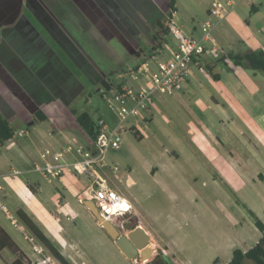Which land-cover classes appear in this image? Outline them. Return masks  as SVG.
Instances as JSON below:
<instances>
[{
	"label": "crops",
	"instance_id": "obj_1",
	"mask_svg": "<svg viewBox=\"0 0 264 264\" xmlns=\"http://www.w3.org/2000/svg\"><path fill=\"white\" fill-rule=\"evenodd\" d=\"M226 1L231 2V9L227 17L211 31V39L214 42L211 39H204L202 31L201 37L198 38L207 49L203 55L212 54L210 48L213 50L217 48L215 34L223 36L224 44L234 46L235 43L241 47V53L238 54L250 51L262 52L264 48V0H225L224 2ZM211 4L207 6V15H209L208 10ZM162 8H168L167 0H0V116L9 122L11 127L14 123L33 126L20 130V135H27L30 130H34V125L39 123L34 115L40 111L46 117V120L42 122H50L56 129L51 136H47V139L44 136L40 137L41 143L48 144L47 148L62 151L69 145L82 147L78 138L86 137L90 144L82 148L92 149L94 140H89L77 125L74 115L76 111L71 105L83 89L77 76L97 78L96 81L101 84L105 82L112 88L124 84L122 81L124 74L117 75L120 81L118 83L104 81L105 76L81 46L77 37L84 28H90L94 31L92 32L100 43V47H103L99 39L101 34L108 36L105 38L107 40L117 36L125 45L126 50L138 60L134 67L127 69L125 73L130 78L131 86L138 88L144 84L145 80L140 74L131 76L130 72L144 62H147L154 70L158 61L168 60L177 48L176 41L169 44L167 40L165 45L158 47L153 40V25L159 20H164L165 17V11ZM66 20L69 21L71 28L66 24ZM140 38L144 40V47L138 45ZM229 54L233 53L228 52L224 56L228 57ZM112 55H117L114 49H112ZM198 61L202 70L197 65L191 66L190 74L186 77L181 91L173 96L168 95L174 101V106L169 105L168 110L176 116V106L183 103V98L187 96L190 101L195 99V105L190 106L189 104L188 110L199 123L203 122L205 117L203 111H216L228 125V130H223L226 133H223L219 139L224 149V155H222L224 159L220 165L225 166L222 168L223 172H226L224 169L229 167L235 173L233 175L238 177L244 168V165L240 164L244 155L254 159L264 153V116L256 115L252 123L246 119V116L253 114V110L244 104L246 98L241 95L244 89L248 90L246 88L248 80L242 74L236 75L235 73H240L238 70L234 73L225 70L220 75L212 74L211 71V78L203 73L201 56ZM214 75L218 76V80L214 79ZM257 92V99L264 102V93L258 89ZM158 96L160 95L156 97ZM254 103L259 105L258 101ZM150 112L144 113L141 117L146 122L144 123L146 125H142L144 128L152 122L153 115L149 114ZM197 116H201V119ZM173 118L175 117L170 116V120ZM47 133L51 132L47 131ZM137 133L141 136L139 130ZM187 133L192 141L190 144L196 148L197 141L200 139L199 135L192 128H188ZM15 136L14 130L13 138ZM174 140H178L177 136ZM10 141L0 145V184L2 186L0 196L14 206L15 212L22 211L70 264H93V260L102 264H139L138 259L130 260L119 250L90 211L78 202V197L85 191L90 180L86 187H80L76 182L81 175L74 172H67L51 181L46 180L35 168L43 165L40 154L44 149H34L30 147L31 145L29 148L23 147V151L15 144L8 149L7 152L11 151L13 157L23 166V170H17L6 155L7 153L1 152V149L7 147ZM243 145L247 147L246 153H244ZM199 149L197 151L201 153ZM186 152L187 155L195 157V150L190 149L189 146ZM222 157L211 158V160L218 161ZM225 157L228 161H225ZM76 158L74 153L65 155V161L68 163L74 162ZM202 163L206 166L212 161L209 162V158H206ZM257 172L253 175V180L254 177L264 180V174L262 172L257 174ZM36 173L49 184L55 182L53 186L56 189L62 186L63 191L69 197L74 198L80 207L79 213L87 221L89 230L93 233L92 236L79 237L80 240L76 243L69 241L64 230L58 226L60 218L50 210L49 203L53 196L46 194L45 201L38 198V192L42 193L44 190L43 183L34 176ZM109 173L114 175V180H111ZM117 173H112L107 169L104 171V176L109 186L130 203L132 221L136 219L134 220L136 225H139L149 235L155 252L173 254V259L179 260L176 255L180 252L181 240L176 237H182L183 233H179L181 227H176V220L168 217L167 214L156 215L155 219L147 216L146 222L138 219L137 196L130 193L129 199L123 193V190L133 187L134 181L129 177L123 180L121 177L117 179ZM158 173L156 171L154 174L157 176ZM165 189L169 191L167 186ZM69 204L67 197L62 195V200L58 201L54 208L59 214L64 215L65 207ZM262 212L264 215V209ZM7 214L11 216L8 212ZM252 214L264 224L259 213L252 211ZM7 217L5 216L6 219ZM250 223L254 225L252 217ZM130 225L131 223H127L128 227ZM0 227L5 231L3 224L0 223ZM18 228L24 230L22 224ZM260 238L261 233L258 231V237L254 239L255 244ZM11 240L23 253V264L33 258L40 260L35 256L37 254L35 249H33L34 255H28L16 244L15 240L12 238ZM32 241L35 243L33 244L35 248L36 242ZM39 245L42 246L40 243ZM101 250H105L103 257L98 256ZM18 257L19 254L4 248L0 251V264H11ZM176 262L187 264L181 260Z\"/></svg>",
	"mask_w": 264,
	"mask_h": 264
},
{
	"label": "rangeland",
	"instance_id": "obj_2",
	"mask_svg": "<svg viewBox=\"0 0 264 264\" xmlns=\"http://www.w3.org/2000/svg\"><path fill=\"white\" fill-rule=\"evenodd\" d=\"M214 1L224 2L225 0H177L176 12L171 19L168 16V9L162 8L165 11L166 25L169 26L168 22H171L175 27L182 30L185 37L198 39L202 34L200 25L203 22L210 21L217 24V21L207 15L206 12L207 6ZM65 22L71 28L69 21L66 20ZM92 31L90 28H84L77 38L98 66L102 75L105 76L104 81L118 83L120 81L117 75L124 74L122 81L125 85L131 86L130 78L125 73L127 69L134 67L138 62L137 58L126 50L125 45L117 36L107 40L105 38L108 36L101 34L99 39H101L103 47H100V43L93 34L94 31ZM215 37L217 48L213 50L207 44V47L212 50V54L201 56L203 73L211 77L212 74L220 75L225 70L232 73L238 70L240 73H235L236 75L245 76L248 80L246 82L248 90L244 89L241 96L246 98L244 104L253 110L251 116H246L248 122L252 123L256 115L264 116V102L257 99V89L264 93V74L245 67H235L232 60L224 55L228 52L241 53V47L235 43L234 46L224 44V38L221 34H215ZM166 39L169 44L175 42L170 32ZM138 45L140 47L145 46L142 38H140ZM112 49L117 52L116 56L112 55ZM145 51L147 52V49ZM77 79L82 84L83 89L71 103L72 109L77 113H88L94 122L99 119L103 120L107 125V130H113L117 119L115 113L108 108L102 99L101 91L104 90V87L101 82L96 81L97 78L89 76L79 75ZM252 88L255 90L253 91ZM183 100V103L181 102L176 106L177 114L175 116L168 110L169 105L174 106L173 98L168 95L156 97L150 105L151 112L149 114L153 115L152 122L145 128H139L141 139L136 138L131 131L122 133L120 149L118 151L109 150L105 155V161L109 166H117V179L121 177L123 180L129 177L134 181L133 187L123 190V193L129 199L130 193L137 196V201H139L136 207L138 219L145 221L147 216H152L155 219L156 215L167 214L168 217H173L176 220V227H181L179 233H183V235L181 238L176 237V239L181 240L180 252L176 255L179 260L176 261L181 260L187 264H227L235 249H249L255 245L254 241L256 240L254 239L256 236L258 237V231L250 223L251 217L253 218L252 211L259 213L260 219L264 221L262 212L264 209V180H259L258 177H254L253 180L256 171H258L257 174L259 172L264 174V153L254 159L244 155L242 163H240L244 165V168L238 177L233 175L235 173L229 167L224 169L226 172H223L222 168L225 166L220 164L224 159L222 157L224 149L219 139L223 133H226L223 130H228L227 122L216 111L206 110L203 111L205 112L203 122L199 123L188 110L189 104L192 106L195 99L190 101L185 96ZM257 101L259 105L254 103ZM170 116L175 118L170 120ZM197 117L201 119V116ZM129 121L132 122V120ZM34 126V130H30L29 134L20 135L19 132L22 128H32L33 126L14 123L12 127L16 136L7 144V147L1 149V152L7 153L6 155L17 170H23V166L17 162L11 151L7 152L10 146L15 144L22 151L23 147L29 148V145L31 148L43 150L49 146L46 142L41 143L40 137L44 136L47 139L52 135V132L56 131L50 122H39ZM188 128H192L199 135L200 139L197 141L196 148H200L201 153L204 154L198 152L190 144L192 141H190L191 138L187 133ZM47 131L51 133H47ZM79 134L81 136L80 132ZM213 134L218 138L213 137ZM176 136L177 141L174 140ZM78 140L82 147L90 144L86 137L84 139L79 137ZM188 146L195 150V157L187 155ZM243 149L246 153V145H243ZM219 157L222 158L218 161L211 160V158L217 159ZM206 158H209V162L212 161V163L205 166V163L202 162ZM76 159L79 157L77 156ZM225 161H228L227 158ZM156 171L159 172L157 176L154 174ZM106 172L108 174V171ZM37 174L34 176L43 183L44 190L42 193L38 192V198L45 201L46 194L49 193L53 196L51 203H49L50 210L60 218L58 226L64 230L69 241L76 243L80 238L92 236L93 233L90 232L87 221L79 213L80 207L74 198L69 197L61 188L62 186L56 189L53 186L55 182L49 184ZM109 177L114 180V175L111 174ZM76 184L80 187H86L88 179L81 175ZM165 186L169 188V191L165 189ZM62 195H65L70 201V204L65 207L64 215L59 214L58 210L54 208L57 202L62 200ZM2 206L6 210H3ZM6 211L11 215V218H5L7 216ZM11 219H14L15 225L11 223ZM0 223L26 254L34 255L36 253H33V244L35 245V243L29 241L28 238L36 242L38 250L42 249L43 256L35 254L40 260L37 261L33 258L26 264H58L47 250L39 245V242L25 226H23L24 230L18 228L21 222L16 216L14 206L1 196ZM128 223H131L130 226H132L135 221L130 219ZM151 245H153V241H150ZM104 255L105 250L98 252V256L103 257ZM172 255L153 251L148 260H144L142 264H152L155 261L154 264H159L158 259H156L158 256H165L172 264H177ZM47 258L49 261L45 260ZM43 260L45 263H42ZM92 263L102 264L95 260ZM245 264L253 263L246 261Z\"/></svg>",
	"mask_w": 264,
	"mask_h": 264
},
{
	"label": "built area",
	"instance_id": "obj_3",
	"mask_svg": "<svg viewBox=\"0 0 264 264\" xmlns=\"http://www.w3.org/2000/svg\"><path fill=\"white\" fill-rule=\"evenodd\" d=\"M230 9V1H214L208 12L209 16L213 17L218 24L227 17ZM217 24L206 21L200 25L204 39H211V31ZM168 25L169 32L177 42L176 51L171 53L170 58L165 61H158L154 70L150 68L147 62H144L136 70L131 71V76L140 74L145 80L144 84L138 88L122 84L101 92L102 99L116 115L117 122L113 130L108 131L105 122L99 119L96 122L97 136L93 141L92 149L72 145L67 146L62 151L46 148L40 154L43 165L35 167L48 181L67 172L84 175L90 180V183L78 197V202L83 205L85 200L94 201L100 215L114 224L120 233L125 235L132 229L131 226H127L131 219V205L122 195L109 186L103 170L108 169L112 173H117L118 168L117 166H109L105 161V155L108 150L117 151L120 149L122 133L126 131L137 133L142 125H146L144 124L146 123L145 120H142L141 117L145 112H150V105L157 95H176L181 91L187 75L190 74L191 66L197 65L202 70L198 59L207 52L206 46L201 40L185 37L182 31L171 22ZM211 40L214 42L213 39ZM262 52L264 53V48H262ZM69 153H74L79 159L71 163L66 162L65 155ZM2 209L4 210V207ZM7 216L11 218L8 214ZM11 223L15 225L13 219H11ZM28 239L32 241L31 238ZM148 247L154 250L150 246V242H148ZM34 249L37 254L42 255L41 248L40 250L37 247ZM45 260L49 261V258ZM45 260L42 263H45Z\"/></svg>",
	"mask_w": 264,
	"mask_h": 264
},
{
	"label": "trees",
	"instance_id": "obj_4",
	"mask_svg": "<svg viewBox=\"0 0 264 264\" xmlns=\"http://www.w3.org/2000/svg\"><path fill=\"white\" fill-rule=\"evenodd\" d=\"M168 4V16L169 19L172 18L173 14L176 12V0H167ZM170 23V22H168ZM153 40L158 47H162L167 43L166 36L169 34V26L166 25L165 20L157 21L153 27ZM136 56L138 54L136 53ZM229 59L235 67H245L252 69L254 71H259L264 74V53L259 52H246L244 54H229ZM137 67L135 68V70ZM214 79L218 80V76H213ZM104 90H108L110 87L107 83L102 82ZM117 87V86H116ZM76 123L80 129L86 134L89 140H95L97 136V124L94 122L88 113H76L74 112ZM37 122H42L46 120V117L40 111H37L34 115ZM136 138L139 140L141 136L138 133H134ZM14 136V129L10 126L9 122L2 116H0V145L5 144L10 141ZM16 216L21 222L22 226L35 237V239L48 251L50 256H52L59 264H70L49 242V240L42 234V232L36 227V225L22 212H16ZM254 218V226L261 233V238L257 243L248 249L247 251H242L240 249H235L232 252V258L227 264H245L246 261H251L253 264H264V224L252 214ZM4 248H8L16 254H19L18 259H16L11 264H23L22 259L24 255L18 250L15 244L12 242L9 235L0 227V251ZM159 264H172L165 256L156 257ZM155 261V260H154ZM156 263V261L154 262ZM152 263V264H154ZM151 264V263H150Z\"/></svg>",
	"mask_w": 264,
	"mask_h": 264
},
{
	"label": "water",
	"instance_id": "obj_5",
	"mask_svg": "<svg viewBox=\"0 0 264 264\" xmlns=\"http://www.w3.org/2000/svg\"><path fill=\"white\" fill-rule=\"evenodd\" d=\"M83 205L90 211L98 224L103 228L111 240H113L119 250L130 260H137L142 264L144 260H148L153 249L148 247L150 240L149 235L136 223L132 225V229L127 235L121 234L119 229L110 221L105 220L99 213L94 201L85 200ZM139 251H141L139 253Z\"/></svg>",
	"mask_w": 264,
	"mask_h": 264
}]
</instances>
